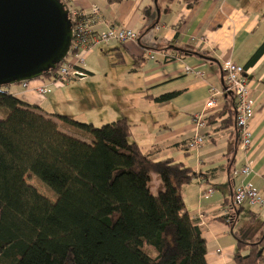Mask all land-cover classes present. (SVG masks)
Instances as JSON below:
<instances>
[{"label": "crops", "instance_id": "1", "mask_svg": "<svg viewBox=\"0 0 264 264\" xmlns=\"http://www.w3.org/2000/svg\"><path fill=\"white\" fill-rule=\"evenodd\" d=\"M65 1L71 11L84 14L98 6V31L131 29L137 40L97 45L85 56L88 77L74 84L53 86L51 77H41L29 81L30 88L15 83L4 87V92L39 107L60 128L69 126L66 133L80 139V131L71 132L75 128L56 116L95 126L127 119L131 140L143 150H157L156 160L172 158L197 174L184 187L183 196L187 212L207 241V261L235 264L237 241L231 226L219 218L230 214L229 202L234 203L236 185L243 179L235 172L247 163L253 169L247 180L264 196V54L244 73L256 102L250 122L253 146L247 151L237 133L236 109L231 112L228 107L232 94L226 91L223 63L232 60L246 67L264 43V0ZM180 50L195 54L184 56L178 54ZM142 58L143 64L136 62ZM42 86L50 89L45 96L37 90ZM170 93L176 95L156 100ZM213 94L215 106L210 108L206 105ZM202 112L206 122L197 126L194 117ZM6 115L0 108V120ZM196 136L204 141L194 146ZM162 185L155 179L158 190ZM209 188L215 192L202 198ZM250 208L253 220L264 218V210ZM243 209L234 211L233 227ZM256 232L258 239L264 224Z\"/></svg>", "mask_w": 264, "mask_h": 264}, {"label": "trees", "instance_id": "2", "mask_svg": "<svg viewBox=\"0 0 264 264\" xmlns=\"http://www.w3.org/2000/svg\"><path fill=\"white\" fill-rule=\"evenodd\" d=\"M263 54L264 43L245 69ZM3 88L0 108L8 113L0 120V264H209L207 241L183 196L197 178L191 167L156 160L157 150L145 151L131 140L127 119L95 126L56 116L92 137L84 141ZM35 177L55 192L54 203L28 183ZM155 179L163 184L158 193ZM229 203L230 214L219 220L231 226L237 241L235 264H261L264 232L255 241L240 237L233 231L239 206Z\"/></svg>", "mask_w": 264, "mask_h": 264}, {"label": "water", "instance_id": "3", "mask_svg": "<svg viewBox=\"0 0 264 264\" xmlns=\"http://www.w3.org/2000/svg\"><path fill=\"white\" fill-rule=\"evenodd\" d=\"M72 38L69 10L61 0H0V89L55 70L68 56Z\"/></svg>", "mask_w": 264, "mask_h": 264}, {"label": "built area", "instance_id": "4", "mask_svg": "<svg viewBox=\"0 0 264 264\" xmlns=\"http://www.w3.org/2000/svg\"><path fill=\"white\" fill-rule=\"evenodd\" d=\"M70 12V11H69ZM71 22L73 24V38L70 52L62 65L57 67L56 73L51 75L53 86H62L75 80H83L88 77V73L83 69L85 56L99 44L125 43L135 41L138 36L131 29L109 27L106 30L98 31V24L101 21V10L94 6L90 14L71 11ZM223 71L226 75L227 92H232L236 109V129L242 148L247 151L253 146L252 131L250 122L255 114L256 102L251 96L248 79L244 75L245 67L236 64L232 60L223 63ZM25 88H30L29 81L22 82ZM41 95H46L50 89L46 86L38 87ZM213 94L207 107H214L215 100ZM197 126H203L205 119L203 112L194 117ZM204 138L196 136L192 145L202 144ZM253 173L249 163L235 172V175L243 179L236 185L234 203L241 207L245 204L259 210H264V196L247 180ZM215 192L214 188H209L202 193V198L208 199Z\"/></svg>", "mask_w": 264, "mask_h": 264}, {"label": "rangeland", "instance_id": "5", "mask_svg": "<svg viewBox=\"0 0 264 264\" xmlns=\"http://www.w3.org/2000/svg\"><path fill=\"white\" fill-rule=\"evenodd\" d=\"M114 56H116L115 54H113ZM43 79H46V77H42ZM48 80V79H46ZM77 81H73L72 83H76ZM45 96V95H44ZM6 112H8L7 109L3 108ZM69 126H64L63 124H61V130L64 131V129ZM71 132L76 131V129H71ZM65 132V131H64ZM84 141L86 139V141L91 142L92 141V137L88 134H83L81 133ZM28 183L33 185L40 194H42L43 196L47 197L49 200H51L53 203L56 201V194L55 192L48 187L46 184H44L41 180L37 179L36 177L33 179H29ZM163 187V185H162ZM153 191L155 193H158V187H153ZM251 208L248 204L244 205V209L241 210V215L238 218V221L236 222V224L234 225L233 229L238 233V235L244 239H246L247 241H251L254 240L258 237V234L256 232L257 228H261L262 224H264V218H260V219H255L253 220L251 218ZM259 253L260 255L263 257L262 259V263L264 264V246L260 247L259 249Z\"/></svg>", "mask_w": 264, "mask_h": 264}, {"label": "bare ground", "instance_id": "6", "mask_svg": "<svg viewBox=\"0 0 264 264\" xmlns=\"http://www.w3.org/2000/svg\"><path fill=\"white\" fill-rule=\"evenodd\" d=\"M244 73H245V71H244ZM19 84V83H18ZM14 85V84H13ZM6 88H7V86H6ZM2 91V90H1ZM4 91V90H3ZM4 93V92H3ZM7 93V92H6ZM207 106V105H206ZM4 108V107H3ZM217 108V107H216ZM8 113V112H7Z\"/></svg>", "mask_w": 264, "mask_h": 264}]
</instances>
